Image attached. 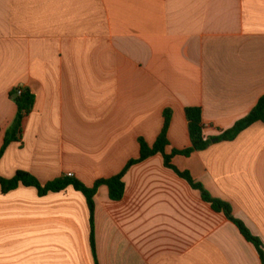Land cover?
<instances>
[{
	"label": "crops",
	"instance_id": "crops-1",
	"mask_svg": "<svg viewBox=\"0 0 264 264\" xmlns=\"http://www.w3.org/2000/svg\"><path fill=\"white\" fill-rule=\"evenodd\" d=\"M35 96L0 177L92 187L152 146L170 110V146H191L188 108L207 138L264 96V0H0V152L15 123L13 92ZM173 165L191 173L264 243V124L213 141ZM126 194L95 198L96 254L85 196L40 197L0 186V264H263L255 246L162 155L133 166Z\"/></svg>",
	"mask_w": 264,
	"mask_h": 264
},
{
	"label": "trees",
	"instance_id": "trees-1",
	"mask_svg": "<svg viewBox=\"0 0 264 264\" xmlns=\"http://www.w3.org/2000/svg\"><path fill=\"white\" fill-rule=\"evenodd\" d=\"M12 97L18 108L17 118L14 125L9 130L5 143L0 152V159L3 157L8 146L12 142H20L23 121L33 111L35 105V96L29 90H24L19 95V88L16 89ZM186 116L189 122V131L191 137V146L184 150H173L171 154H167V148L170 146L169 129L172 121V113L170 110L165 112V121L162 132L156 142L150 146L143 139L140 140V157L136 160L130 161L126 168L118 175L101 179L95 182L92 187H88L80 180L73 177H62L52 182L42 185L39 180L28 172L19 171L12 179H5L0 177V186L3 194H8L17 190L21 186L31 187L37 189L40 197H45L50 193H61L69 188L75 189L82 193L88 203L91 215V246L94 254H96V239H95V198L101 187L106 186L109 189L110 199L113 201H121L126 194L125 176L128 171L135 165L143 163L156 155H162L165 167L173 170L180 178L187 181L189 185L196 191L201 193L203 201L210 204L212 209L217 213L224 214L231 222H233L240 230L243 237L257 249L261 260L264 264V243L254 236L250 229L233 215V208L231 204L212 197L206 188L199 182L195 181L191 173L188 171H180L173 165V159L177 156L190 157L196 152H201L209 148L213 141H234L243 131L250 128L258 122L264 124V96L259 100L255 108L248 116L238 121L235 126L229 130L224 131L216 139L207 138L205 135V126L203 124V113L201 108H188Z\"/></svg>",
	"mask_w": 264,
	"mask_h": 264
},
{
	"label": "built area",
	"instance_id": "built-area-1",
	"mask_svg": "<svg viewBox=\"0 0 264 264\" xmlns=\"http://www.w3.org/2000/svg\"><path fill=\"white\" fill-rule=\"evenodd\" d=\"M22 92H23V88H19V95H21ZM69 177H71V176H69Z\"/></svg>",
	"mask_w": 264,
	"mask_h": 264
}]
</instances>
